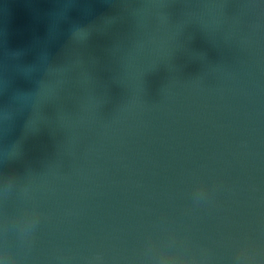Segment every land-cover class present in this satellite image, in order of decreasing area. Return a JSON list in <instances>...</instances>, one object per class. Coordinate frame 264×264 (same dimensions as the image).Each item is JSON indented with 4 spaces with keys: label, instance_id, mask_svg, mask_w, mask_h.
Masks as SVG:
<instances>
[{
    "label": "water",
    "instance_id": "water-1",
    "mask_svg": "<svg viewBox=\"0 0 264 264\" xmlns=\"http://www.w3.org/2000/svg\"><path fill=\"white\" fill-rule=\"evenodd\" d=\"M0 264H264V0H0Z\"/></svg>",
    "mask_w": 264,
    "mask_h": 264
}]
</instances>
